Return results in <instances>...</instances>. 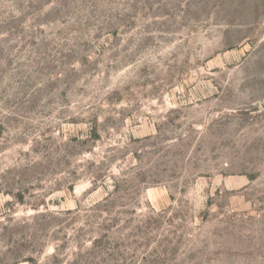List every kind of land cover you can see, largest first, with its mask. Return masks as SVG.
<instances>
[{"label": "rangeland", "instance_id": "obj_1", "mask_svg": "<svg viewBox=\"0 0 264 264\" xmlns=\"http://www.w3.org/2000/svg\"><path fill=\"white\" fill-rule=\"evenodd\" d=\"M0 264H264V0H0Z\"/></svg>", "mask_w": 264, "mask_h": 264}]
</instances>
